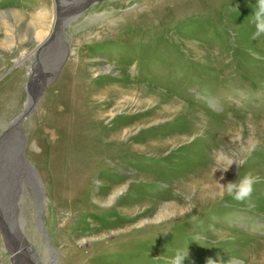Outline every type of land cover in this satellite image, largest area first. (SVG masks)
<instances>
[{"label":"rangeland","instance_id":"1","mask_svg":"<svg viewBox=\"0 0 264 264\" xmlns=\"http://www.w3.org/2000/svg\"><path fill=\"white\" fill-rule=\"evenodd\" d=\"M259 4L0 0L3 264H264ZM71 129L108 147L80 196L62 180ZM249 173L250 202L223 191Z\"/></svg>","mask_w":264,"mask_h":264},{"label":"bare ground","instance_id":"2","mask_svg":"<svg viewBox=\"0 0 264 264\" xmlns=\"http://www.w3.org/2000/svg\"><path fill=\"white\" fill-rule=\"evenodd\" d=\"M57 16H58L57 13L54 14V18L55 19H57ZM42 32H39L38 33V39L43 38V35H44L43 33L44 32L43 33ZM29 104H27L26 107H25V111H27V112L24 115L18 117V119L16 121L22 120L24 116L28 115V112H29V110L32 107L31 105L29 107ZM13 122H12L11 127L9 128L10 132H12L14 130H17V128L20 127L19 124L17 125L16 122H14V123ZM76 130H78V128ZM69 132H70L69 142L68 141H66V142L68 143L67 146L69 147V150H70V152L68 153V154H70V157L69 158L67 157L66 160H68L70 162V164L69 165H65V170L63 172H66V177L65 178L63 177L62 180L66 183L67 186L69 185L68 186L69 188H72L70 186H74V187L78 188L79 191L76 192V195L78 194V196H80L81 194L84 193L83 190L87 186L85 183L87 181L88 175L91 173L92 168L95 169L94 166H97L98 165L97 163L95 164V159H98V157H101L102 151H106L108 147L107 146H103L101 149H98L96 147L94 141L92 139L88 138L89 137V134L83 136L80 132H76L74 129H71V131H69ZM58 134H59V132H58ZM22 137L20 138V140H21V144H20V148H21L20 154L22 155L21 159L23 158L24 160L28 161L27 158H26V156L24 155V149H23V146H22ZM57 137H58V135L56 136V138ZM60 137L61 136L59 135V138ZM35 141L36 140L31 141V143L28 144V147L27 148L30 149L29 150L30 154H34L33 152H35L37 154H34V155H38V159L41 158V157L43 158L44 155H43L42 152H38V150H40V149H38V145L35 143ZM0 147H1V143H0ZM32 150H33V152H32ZM34 158H36V157H34ZM28 159L31 160V162L30 163L28 162V164H29L28 165L24 161L25 162V165L27 166V168H29L30 173L35 178V180L39 183L40 188H41V182L43 181V177H42V174H41L40 167L38 168L36 166L37 160L31 158V155H30V158H28ZM32 161L34 162V164H32ZM62 175L65 176L64 174H62ZM39 192H40V194L42 193L41 189H40ZM80 192H82V193L79 194ZM20 197L22 199L24 197V194H22V196H20ZM81 197H83V195ZM85 198H86V194L84 196V199ZM102 199L104 201V202L102 201L103 203H106L107 204V203L110 202L108 199H105L104 197H102ZM102 199L96 200V203H98V204L99 203H102L101 202ZM106 204H104V205H106ZM89 206H90V204H88L87 208H89ZM43 209H44L43 201L42 200H39V203H38V214L39 215L42 214ZM39 215H38V220H39L38 222L40 223V225H42V222L39 219ZM42 231L45 233V231L43 230V228H42ZM21 238H22V236H21ZM19 240H20V236H19ZM8 242H9V240L7 239V242L6 243H8ZM49 254H51V256H53V258H54L57 253L55 251H51V252H49Z\"/></svg>","mask_w":264,"mask_h":264},{"label":"clouds","instance_id":"3","mask_svg":"<svg viewBox=\"0 0 264 264\" xmlns=\"http://www.w3.org/2000/svg\"><path fill=\"white\" fill-rule=\"evenodd\" d=\"M256 16L259 20L264 22V0H260L259 9L256 13ZM236 163H244V161H235ZM233 163L232 160L229 161L228 167ZM227 169V168H225ZM257 177L252 175L251 173L245 175L242 179L237 183L235 180L230 181L226 184H221L223 186V191L229 195H232L236 200L239 201H249L253 192V185L255 184ZM251 206V205H250ZM188 256V251H177V253L173 256L171 260V264H183V261ZM208 264H218V261H214L213 259H208Z\"/></svg>","mask_w":264,"mask_h":264},{"label":"water","instance_id":"4","mask_svg":"<svg viewBox=\"0 0 264 264\" xmlns=\"http://www.w3.org/2000/svg\"><path fill=\"white\" fill-rule=\"evenodd\" d=\"M26 112H27V111H25L24 113H26ZM24 113L20 114L19 117L22 116V115H24ZM17 119H18V117L14 120V122H16ZM15 253H16V255H17V253H18V251L16 250V248H13V253H12V249H11V251H9V254H10L11 256L14 255ZM12 261H13V264H16V262H18V261L16 260V258H12ZM21 264H24V263L21 262Z\"/></svg>","mask_w":264,"mask_h":264},{"label":"built area","instance_id":"5","mask_svg":"<svg viewBox=\"0 0 264 264\" xmlns=\"http://www.w3.org/2000/svg\"><path fill=\"white\" fill-rule=\"evenodd\" d=\"M0 264H3L2 244L0 242Z\"/></svg>","mask_w":264,"mask_h":264}]
</instances>
